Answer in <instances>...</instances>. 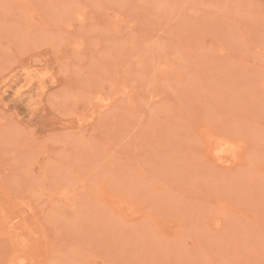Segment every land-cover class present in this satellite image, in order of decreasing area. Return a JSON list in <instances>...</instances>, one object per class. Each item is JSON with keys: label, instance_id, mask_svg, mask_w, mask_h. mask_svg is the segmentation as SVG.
<instances>
[{"label": "rangeland", "instance_id": "1", "mask_svg": "<svg viewBox=\"0 0 264 264\" xmlns=\"http://www.w3.org/2000/svg\"><path fill=\"white\" fill-rule=\"evenodd\" d=\"M0 264H264V0H0Z\"/></svg>", "mask_w": 264, "mask_h": 264}]
</instances>
